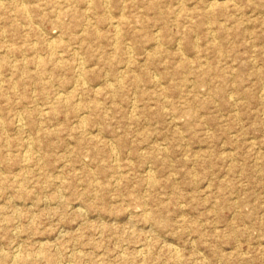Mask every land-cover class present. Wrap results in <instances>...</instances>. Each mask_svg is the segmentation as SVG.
Masks as SVG:
<instances>
[{
    "label": "rangeland",
    "instance_id": "obj_1",
    "mask_svg": "<svg viewBox=\"0 0 264 264\" xmlns=\"http://www.w3.org/2000/svg\"><path fill=\"white\" fill-rule=\"evenodd\" d=\"M0 264H264V0H0Z\"/></svg>",
    "mask_w": 264,
    "mask_h": 264
},
{
    "label": "bare ground",
    "instance_id": "obj_2",
    "mask_svg": "<svg viewBox=\"0 0 264 264\" xmlns=\"http://www.w3.org/2000/svg\"><path fill=\"white\" fill-rule=\"evenodd\" d=\"M87 1V0H86ZM88 5V4H87ZM22 12V11H21Z\"/></svg>",
    "mask_w": 264,
    "mask_h": 264
}]
</instances>
